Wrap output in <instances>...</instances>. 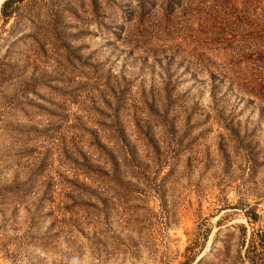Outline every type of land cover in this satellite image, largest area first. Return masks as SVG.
Masks as SVG:
<instances>
[{
  "label": "rangeland",
  "instance_id": "1",
  "mask_svg": "<svg viewBox=\"0 0 264 264\" xmlns=\"http://www.w3.org/2000/svg\"><path fill=\"white\" fill-rule=\"evenodd\" d=\"M0 0V264H264V0Z\"/></svg>",
  "mask_w": 264,
  "mask_h": 264
},
{
  "label": "trees",
  "instance_id": "2",
  "mask_svg": "<svg viewBox=\"0 0 264 264\" xmlns=\"http://www.w3.org/2000/svg\"><path fill=\"white\" fill-rule=\"evenodd\" d=\"M11 0H5L4 1V4H3V6H2V8L8 3V2H10Z\"/></svg>",
  "mask_w": 264,
  "mask_h": 264
}]
</instances>
